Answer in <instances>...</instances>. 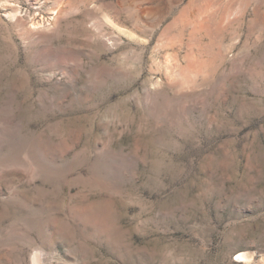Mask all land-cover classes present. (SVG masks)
I'll return each mask as SVG.
<instances>
[{"label":"rangeland","instance_id":"374dc122","mask_svg":"<svg viewBox=\"0 0 264 264\" xmlns=\"http://www.w3.org/2000/svg\"><path fill=\"white\" fill-rule=\"evenodd\" d=\"M0 264H264V0H0Z\"/></svg>","mask_w":264,"mask_h":264},{"label":"bare ground","instance_id":"6f19581e","mask_svg":"<svg viewBox=\"0 0 264 264\" xmlns=\"http://www.w3.org/2000/svg\"><path fill=\"white\" fill-rule=\"evenodd\" d=\"M243 257V256H242ZM33 261L37 263L39 261V258L37 256H34Z\"/></svg>","mask_w":264,"mask_h":264}]
</instances>
